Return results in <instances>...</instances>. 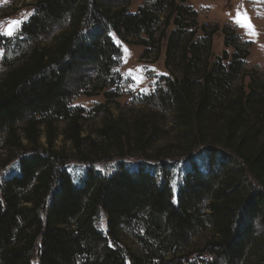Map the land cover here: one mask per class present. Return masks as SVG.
Masks as SVG:
<instances>
[{
  "label": "trees",
  "instance_id": "obj_1",
  "mask_svg": "<svg viewBox=\"0 0 264 264\" xmlns=\"http://www.w3.org/2000/svg\"><path fill=\"white\" fill-rule=\"evenodd\" d=\"M103 1L37 0L20 36L40 40L5 61L0 142L7 159L13 151L29 153L20 157V173L0 183V264H201L193 239L208 226L213 253L239 262L264 224V73L247 68L252 42L227 26L225 50L215 57L219 27L200 25L187 0H153L134 13L129 0L117 8ZM56 30L52 42H41ZM112 32L158 53L166 39L170 75L143 98L147 108L128 119L112 117L110 102L99 104L98 138L83 137L84 110L71 101L79 93L107 100L116 94L107 90L121 54ZM17 38L0 34V49ZM167 112L175 131L161 147ZM58 123L67 124L66 138L81 158L185 156L204 147L209 170L192 165L176 203L170 182L146 167L121 166L111 176L89 170L76 185L58 168ZM101 212L106 234L96 224ZM257 243L264 244V234Z\"/></svg>",
  "mask_w": 264,
  "mask_h": 264
},
{
  "label": "rangeland",
  "instance_id": "obj_2",
  "mask_svg": "<svg viewBox=\"0 0 264 264\" xmlns=\"http://www.w3.org/2000/svg\"><path fill=\"white\" fill-rule=\"evenodd\" d=\"M153 0H129L128 10L136 12L140 6ZM105 5L117 8L122 5L119 0H104ZM198 12L200 25L217 26L219 30L213 37V54L215 57L222 56L225 50L223 28L230 26L239 32L244 41H251L250 55L246 60L247 68H257L264 73V0H187L186 2ZM37 0H0V34L9 37H18L7 49H0V76L5 73V61L10 63L17 54L32 47L39 38L20 36L22 26L35 14ZM171 26L168 32L172 29ZM53 32L41 40L43 44L52 42ZM162 31L158 33L160 35ZM112 41L120 49L121 54L116 64L112 67V75L109 79V91L111 98L106 99L103 93L94 96L77 94L72 101L73 107L82 108L83 113V137L98 138V127L102 124L104 112L96 111L99 104L110 102L112 117L128 119L147 107L144 106L143 98L153 92L159 85H163L164 77L170 75L165 64L166 39L162 41L160 53L152 46H143L134 41L126 43L114 32L111 34ZM149 49L147 55L143 56L145 49ZM232 52V48H228ZM167 125L163 127L164 134L157 143L165 147L171 141L175 131V125L170 122L171 114L167 112ZM57 137L53 149L61 151V159L58 168L66 170L76 185H81L89 170H94L104 176H111L121 166L135 170L138 167H146L155 174L159 182L167 180L170 182L174 193V202L177 201L179 188L184 184L186 174L192 165H197L206 173L209 170V156L204 147H199L187 155H179L171 152L170 156L157 157L144 154H126L125 156L110 154L105 158L85 159L73 147L72 141L66 138V123L57 124ZM1 139V138H0ZM1 141V140H0ZM42 143L46 142L43 135ZM2 142V141H1ZM0 142V183L8 177L20 173V157L29 153L24 151H13L9 154L2 149ZM24 144L26 141L24 140ZM164 151V150H163ZM166 152V149H165ZM151 153V152H150ZM153 153V152H152ZM151 157V158H150ZM6 158V159H5ZM99 230L107 233V216L101 212L97 221ZM264 234V224L256 226V242L252 243L247 250L245 257L235 264H264V244H258ZM213 238V230L208 226L201 231V234L193 239V247H201V264H228L224 259L213 253L207 242ZM125 242L138 249V245L132 241V237L125 238ZM192 248V247H191ZM127 264H131L130 260Z\"/></svg>",
  "mask_w": 264,
  "mask_h": 264
}]
</instances>
